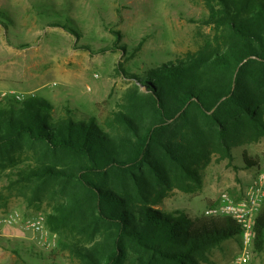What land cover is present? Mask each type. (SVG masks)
Returning <instances> with one entry per match:
<instances>
[{
  "label": "trees",
  "instance_id": "1",
  "mask_svg": "<svg viewBox=\"0 0 264 264\" xmlns=\"http://www.w3.org/2000/svg\"><path fill=\"white\" fill-rule=\"evenodd\" d=\"M202 2L211 35L184 58L125 72L132 86L101 121L54 116L43 98L0 100V172L23 163L11 185L28 206L49 202L47 226L74 264H199L240 235L231 218L162 210L213 153L264 138V0ZM253 231L258 256L264 206Z\"/></svg>",
  "mask_w": 264,
  "mask_h": 264
},
{
  "label": "rangeland",
  "instance_id": "2",
  "mask_svg": "<svg viewBox=\"0 0 264 264\" xmlns=\"http://www.w3.org/2000/svg\"><path fill=\"white\" fill-rule=\"evenodd\" d=\"M207 16L202 0H0V100L43 98L54 116L69 108L101 121L132 86L125 72L138 75L195 53L212 33L202 23ZM244 151L259 159L258 167L244 166ZM263 162L264 138L236 140L229 156L213 153L195 166L197 181L169 193L162 210L207 216L223 193L240 200ZM22 164L0 172V264H74L47 226L49 202L28 206L11 185ZM14 215L16 224L2 222ZM38 218L42 230L35 233L25 222ZM239 242V236L223 242L199 264H229ZM253 261L264 264V249Z\"/></svg>",
  "mask_w": 264,
  "mask_h": 264
},
{
  "label": "built area",
  "instance_id": "3",
  "mask_svg": "<svg viewBox=\"0 0 264 264\" xmlns=\"http://www.w3.org/2000/svg\"><path fill=\"white\" fill-rule=\"evenodd\" d=\"M5 94L0 93V97ZM19 100L20 98L17 97ZM264 206V162L259 167L256 176L249 183L243 196L238 201H234L229 194L223 193L217 207H212L206 212L207 216H216L219 218L227 217L235 221L239 226V253L231 259L229 264H254L253 246L255 220ZM19 221L17 215L8 216L2 222L9 225L16 224ZM43 218L33 221H26L25 225L32 232L42 230ZM1 236V235H0Z\"/></svg>",
  "mask_w": 264,
  "mask_h": 264
}]
</instances>
